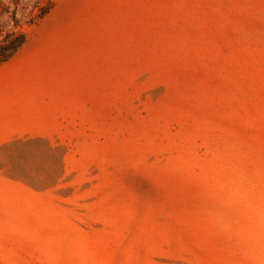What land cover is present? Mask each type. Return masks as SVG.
<instances>
[{
    "label": "rangeland",
    "instance_id": "obj_1",
    "mask_svg": "<svg viewBox=\"0 0 264 264\" xmlns=\"http://www.w3.org/2000/svg\"><path fill=\"white\" fill-rule=\"evenodd\" d=\"M51 1L3 0L0 264H264V0Z\"/></svg>",
    "mask_w": 264,
    "mask_h": 264
},
{
    "label": "trees",
    "instance_id": "obj_2",
    "mask_svg": "<svg viewBox=\"0 0 264 264\" xmlns=\"http://www.w3.org/2000/svg\"><path fill=\"white\" fill-rule=\"evenodd\" d=\"M15 5H18L21 0H11ZM53 2L51 0H38L36 8L38 14L32 17L31 21L42 20L47 17L53 10ZM9 7L0 0V17L9 14ZM17 10L10 13V18L13 22H3L4 24H11L12 27L6 28L0 25V67L10 62L26 45L27 35L22 29V22L18 19ZM35 18V19H34ZM33 24L34 22H27Z\"/></svg>",
    "mask_w": 264,
    "mask_h": 264
}]
</instances>
